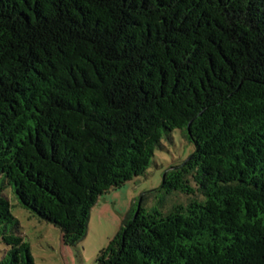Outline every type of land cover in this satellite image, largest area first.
<instances>
[{
	"label": "trees",
	"instance_id": "16d2710c",
	"mask_svg": "<svg viewBox=\"0 0 264 264\" xmlns=\"http://www.w3.org/2000/svg\"><path fill=\"white\" fill-rule=\"evenodd\" d=\"M176 128L97 263L264 264V0H0V264H36L8 185L75 249Z\"/></svg>",
	"mask_w": 264,
	"mask_h": 264
},
{
	"label": "rangeland",
	"instance_id": "374dc122",
	"mask_svg": "<svg viewBox=\"0 0 264 264\" xmlns=\"http://www.w3.org/2000/svg\"><path fill=\"white\" fill-rule=\"evenodd\" d=\"M194 149V143L186 138L182 130L174 129L168 136L165 135L162 138L147 171L133 179L128 187L120 191L126 190L127 197L132 199L144 191L159 187L165 170L182 163ZM112 192L119 191L112 190ZM4 193L11 203L13 214L20 221L24 239L31 244L36 264H98L97 254L107 244L109 238L116 233L129 207L127 205L125 210V198L118 197L117 203L113 206L115 215L112 217H104L97 210L92 209L88 232L74 249L62 245L61 231L58 227L41 221L31 210L20 204L12 186L8 185ZM186 199L187 197L184 195L174 193L168 199L167 204ZM116 216L119 217V220L116 219ZM7 248L0 238V259Z\"/></svg>",
	"mask_w": 264,
	"mask_h": 264
},
{
	"label": "crops",
	"instance_id": "0c3cea01",
	"mask_svg": "<svg viewBox=\"0 0 264 264\" xmlns=\"http://www.w3.org/2000/svg\"><path fill=\"white\" fill-rule=\"evenodd\" d=\"M129 185H130V182L127 183L125 186L119 188V189H114V191H119V192H112V190H111L110 192L104 194L103 196L100 197V199L98 200V202L94 205V207L92 209L97 210V212L104 217H110V216L112 217L115 215V211H114L113 206H114V204L117 203L116 199L118 197H124L125 198L124 208L126 210V208H127L126 206L127 205L130 206L132 200H134L135 197L132 199H129L127 197L126 190L123 192H121L120 190H123L124 188L128 187ZM118 193H120V194H118ZM116 219L119 220V217L116 216ZM120 224H121V222H120ZM62 245L65 246L63 243H62ZM66 247H68V246H66Z\"/></svg>",
	"mask_w": 264,
	"mask_h": 264
}]
</instances>
